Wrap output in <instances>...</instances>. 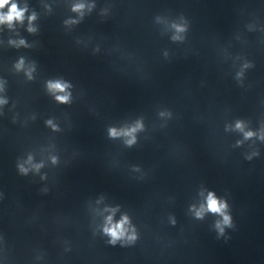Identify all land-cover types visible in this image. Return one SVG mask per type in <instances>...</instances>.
I'll list each match as a JSON object with an SVG mask.
<instances>
[{
    "label": "water",
    "instance_id": "water-1",
    "mask_svg": "<svg viewBox=\"0 0 264 264\" xmlns=\"http://www.w3.org/2000/svg\"><path fill=\"white\" fill-rule=\"evenodd\" d=\"M13 2L26 11L0 24V264H264V0ZM137 122L132 145L109 136ZM209 192L231 226L197 218Z\"/></svg>",
    "mask_w": 264,
    "mask_h": 264
},
{
    "label": "clouds",
    "instance_id": "clouds-1",
    "mask_svg": "<svg viewBox=\"0 0 264 264\" xmlns=\"http://www.w3.org/2000/svg\"><path fill=\"white\" fill-rule=\"evenodd\" d=\"M7 6V11H4V9ZM83 5H77L74 10H79L82 8ZM26 11V8H20L18 5L13 2V0H0V24H8L10 27L13 25V22H22L24 19V13ZM35 19V16L29 17V20ZM184 29L182 27H177V31H183ZM29 31H34V29L29 28ZM20 43H23L21 41ZM23 61L20 62V64L17 65L18 68L22 67ZM70 87L69 84L61 82V81H49L48 82V88L50 91L53 92H59L64 93L63 95H57L56 100L60 103H68L70 102V93L66 92V89ZM0 103H4V101H0ZM50 123V122H49ZM241 125L238 123L237 127L239 128ZM142 128V124L137 122L135 127L125 129V130H117L116 128H110L109 136L112 138H116L119 136H127L130 137L126 142L128 145H132L135 142V136L134 133ZM247 136H251L252 133H247ZM37 168L39 166H36ZM20 171L23 174L27 173V169L23 166H20ZM227 209V203L221 200H218L214 193L209 192L207 196V204L206 207L202 206L200 210L196 212L197 218H202L205 211L211 212L214 214L221 215L223 217V225L231 226V218L226 213ZM129 224V218L127 216H124L121 221L113 224L112 223V217L108 218V225L106 226L104 231L107 235L111 237L109 243L115 244L118 240H121L124 238L128 232V229L126 225ZM217 227L220 229L221 233L223 232V227L220 223H217ZM128 241H134L135 240V234L129 235L127 237Z\"/></svg>",
    "mask_w": 264,
    "mask_h": 264
}]
</instances>
